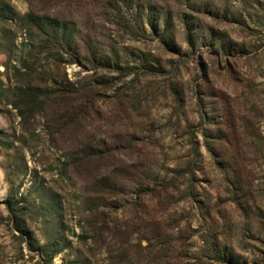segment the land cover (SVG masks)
Returning <instances> with one entry per match:
<instances>
[{
    "label": "rangeland",
    "instance_id": "374dc122",
    "mask_svg": "<svg viewBox=\"0 0 264 264\" xmlns=\"http://www.w3.org/2000/svg\"><path fill=\"white\" fill-rule=\"evenodd\" d=\"M49 242L50 264H264V0H0V264Z\"/></svg>",
    "mask_w": 264,
    "mask_h": 264
},
{
    "label": "trees",
    "instance_id": "16d2710c",
    "mask_svg": "<svg viewBox=\"0 0 264 264\" xmlns=\"http://www.w3.org/2000/svg\"><path fill=\"white\" fill-rule=\"evenodd\" d=\"M26 22L30 27H38L40 30L46 32L50 30L52 33L51 39L52 43H61L62 41L68 42L70 44L71 37L70 34H65L66 24L61 23L55 19L45 18V17H37L33 15L25 16ZM19 95L23 98L24 103L27 105L33 106L35 108L42 104V102L47 99L50 94V91L46 88L36 87V86H26L17 88ZM15 216H17L16 211H12ZM17 218V217H15ZM55 243L49 242L44 245H40L39 252L40 258H43L42 261L44 264H50L52 256L56 251H54Z\"/></svg>",
    "mask_w": 264,
    "mask_h": 264
}]
</instances>
